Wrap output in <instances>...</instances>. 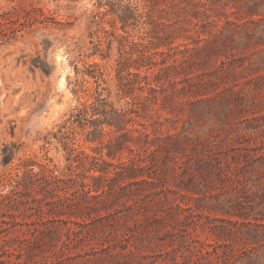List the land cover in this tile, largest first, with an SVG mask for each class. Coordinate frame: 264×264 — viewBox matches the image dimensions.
<instances>
[{
  "label": "rangeland",
  "instance_id": "rangeland-1",
  "mask_svg": "<svg viewBox=\"0 0 264 264\" xmlns=\"http://www.w3.org/2000/svg\"><path fill=\"white\" fill-rule=\"evenodd\" d=\"M112 2L0 0V264H264V159L252 171L251 178L259 183L243 193L213 188L209 181L213 187L203 192L200 184L202 192L195 199L180 201V195L167 191L154 202L139 199L128 218H94L88 228L67 222L81 218L51 213L41 200L42 166L67 176L70 148L95 154L91 147L99 142L86 141L88 127L65 132L62 126L91 101L97 83L89 72L95 64L103 71L101 85L116 99L113 66L120 35L137 41L149 30L163 42L149 52L167 65L186 56L182 66H171L169 78L189 76L198 88L205 86V93L196 97L213 96L222 88L223 83L210 85L218 80L221 59L235 53L254 61L252 73L236 76L244 95L242 113L212 102L196 104L193 108L203 111L197 113L192 132L210 130L216 140L238 138L264 152V0H122L136 6L135 13L148 12V23L129 25L126 32ZM107 36L112 39L110 50ZM158 68L148 69L150 78ZM154 108L178 118L177 129L189 126L190 105L175 116L160 109L159 102ZM28 175L35 183L31 187ZM165 186L175 188L172 178ZM177 202L192 209L171 208ZM160 204L162 211L157 209ZM78 229L81 233L72 232ZM228 242L240 250L226 261L222 253H227Z\"/></svg>",
  "mask_w": 264,
  "mask_h": 264
},
{
  "label": "trees",
  "instance_id": "trees-1",
  "mask_svg": "<svg viewBox=\"0 0 264 264\" xmlns=\"http://www.w3.org/2000/svg\"><path fill=\"white\" fill-rule=\"evenodd\" d=\"M121 1L116 0L112 5H115L114 11L124 32L125 27L129 25L140 21L148 23L147 11L135 13L136 6L123 5ZM146 5L143 4V7ZM2 23L0 21V26ZM222 31L218 30L219 33ZM149 32L145 30V35L137 41L128 39L127 35H120L118 38L119 56L113 66L116 99H110L111 91L101 85L104 82L103 71L95 64L89 72L97 83L91 93V101L71 113L66 124L62 126L66 129L65 132L73 130L75 126L82 129L88 127L86 141L99 142L98 146L91 147L95 154L70 148L66 157L69 162L66 165V169L69 170L67 176L53 174L51 168L42 166L41 184L38 183L41 200H46L51 213L56 211L58 215L68 214L81 218V221L67 220L78 227L88 228L94 222V218L99 220L115 216L128 218L134 214L132 208L138 204L139 199L147 203L154 202L159 195L166 194L167 191L180 195V201H184V198L195 199L194 194L202 192L200 184L203 185V192L211 189L213 186H209V181L215 185L213 188H227L235 193H243L244 190L252 189V186L259 183H255L251 177H254L252 171L258 166L257 162L264 159V152L260 153L257 148L247 147L238 138L216 140L210 130L208 133L192 132L198 118L197 113L203 111L194 109L196 104L212 102L213 106L221 104L226 107L228 112L242 113L244 95L242 88L238 87L236 76L245 72L252 73L255 70L254 61L245 55L238 56L235 53L221 59L216 69L218 80L210 81V85L218 87L223 83L222 88L213 96L196 97L205 93V86L204 89L198 88L189 76L178 81L169 78L168 70L171 66H182L187 57L173 58V63H179L172 65L165 64L164 60H154L155 52L149 51L163 42L155 40L157 38L150 36ZM247 36L248 39L249 35ZM111 43L112 39L107 36L108 50ZM221 45L226 46L224 43ZM246 45L247 43L244 44ZM186 50L189 48L184 49ZM101 56L105 58L108 54ZM153 65H159V68L150 78L147 71ZM142 67L145 68L144 74L140 73ZM179 83L181 86H178ZM187 95H194L196 99H182ZM217 97V101L214 102ZM122 100V105L116 106ZM158 102L160 109L174 116L187 111L185 107L190 105L187 112L189 126L185 127L182 124L180 129H177L178 118L159 113L154 108ZM145 121H149L152 127L150 131L147 130L148 125ZM166 123L169 125L164 128ZM104 127H107V130L103 131ZM105 136L107 138L104 142ZM114 159L117 161H112ZM168 177L172 178L175 188L165 186ZM28 178L31 187L35 183L32 182L31 175H28ZM176 198L177 196L174 199ZM230 199L227 197V202ZM33 200L40 202L37 198ZM234 200L241 204L237 196ZM156 202L161 203L159 199ZM117 203H120L121 207H114ZM39 207L41 208L40 205ZM172 207L178 211L192 209V206L182 207L179 202ZM157 209L162 211L164 208L160 204ZM102 210L105 214L101 213ZM182 230L188 233L186 229ZM72 232L77 235L81 233V229ZM63 244L68 245L67 242ZM226 246L227 253H222L224 259L228 261L230 257L236 258L240 249L229 242ZM124 247L126 246H122V249ZM218 254L221 256V253Z\"/></svg>",
  "mask_w": 264,
  "mask_h": 264
}]
</instances>
